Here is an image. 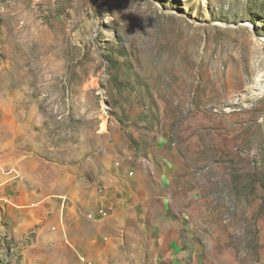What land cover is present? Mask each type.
Masks as SVG:
<instances>
[{
  "label": "rangeland",
  "instance_id": "374dc122",
  "mask_svg": "<svg viewBox=\"0 0 264 264\" xmlns=\"http://www.w3.org/2000/svg\"><path fill=\"white\" fill-rule=\"evenodd\" d=\"M18 139L155 204L181 263L264 264V0H0V147Z\"/></svg>",
  "mask_w": 264,
  "mask_h": 264
},
{
  "label": "crops",
  "instance_id": "0c3cea01",
  "mask_svg": "<svg viewBox=\"0 0 264 264\" xmlns=\"http://www.w3.org/2000/svg\"><path fill=\"white\" fill-rule=\"evenodd\" d=\"M40 145L18 139L0 147V264H81L80 256L90 264H183L179 233L154 228L155 204H120L111 189L99 196ZM130 171L121 166L111 181L128 184Z\"/></svg>",
  "mask_w": 264,
  "mask_h": 264
},
{
  "label": "built area",
  "instance_id": "2783aa9c",
  "mask_svg": "<svg viewBox=\"0 0 264 264\" xmlns=\"http://www.w3.org/2000/svg\"><path fill=\"white\" fill-rule=\"evenodd\" d=\"M117 166H119V164H118ZM133 175H134V173H133L132 171H130V172L128 173V176H129V177H133ZM97 191H98L99 194H103V193L105 192V189H104V188H98ZM107 216H108V213H107L106 211H102V212L100 213V218H106ZM87 218H88L89 220H93V219H95V216H94L93 214H88ZM79 261H80L81 264H90V263L86 260V258H85V257H82V256L79 257Z\"/></svg>",
  "mask_w": 264,
  "mask_h": 264
}]
</instances>
